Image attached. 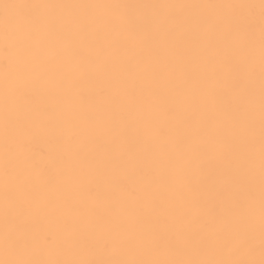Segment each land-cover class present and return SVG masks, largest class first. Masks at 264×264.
<instances>
[{"label": "snow or ice", "instance_id": "snow-or-ice-1", "mask_svg": "<svg viewBox=\"0 0 264 264\" xmlns=\"http://www.w3.org/2000/svg\"><path fill=\"white\" fill-rule=\"evenodd\" d=\"M0 264H264V0H0Z\"/></svg>", "mask_w": 264, "mask_h": 264}]
</instances>
